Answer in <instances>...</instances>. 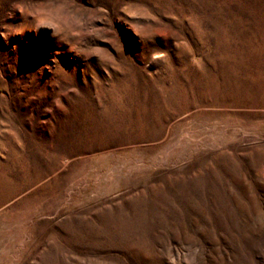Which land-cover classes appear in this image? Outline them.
I'll list each match as a JSON object with an SVG mask.
<instances>
[{
	"label": "rangeland",
	"instance_id": "rangeland-1",
	"mask_svg": "<svg viewBox=\"0 0 264 264\" xmlns=\"http://www.w3.org/2000/svg\"><path fill=\"white\" fill-rule=\"evenodd\" d=\"M0 264H264V0H0Z\"/></svg>",
	"mask_w": 264,
	"mask_h": 264
}]
</instances>
